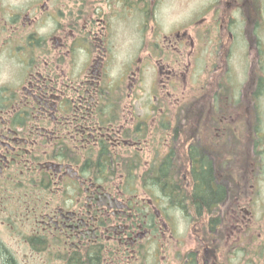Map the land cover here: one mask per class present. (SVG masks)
Here are the masks:
<instances>
[{
	"label": "flooded vegetation",
	"instance_id": "flooded-vegetation-1",
	"mask_svg": "<svg viewBox=\"0 0 264 264\" xmlns=\"http://www.w3.org/2000/svg\"><path fill=\"white\" fill-rule=\"evenodd\" d=\"M164 1L0 0V264H264V0Z\"/></svg>",
	"mask_w": 264,
	"mask_h": 264
},
{
	"label": "rangeland",
	"instance_id": "rangeland-1",
	"mask_svg": "<svg viewBox=\"0 0 264 264\" xmlns=\"http://www.w3.org/2000/svg\"><path fill=\"white\" fill-rule=\"evenodd\" d=\"M29 0H10L11 3H13L14 5H24L27 4ZM97 3V2H95ZM202 4V0H165L164 4H163V8H166L165 11V17L168 19L172 18V11L175 10L174 12V19H179L181 18V16H183L184 14H186L189 10L191 11L194 8H198L200 5ZM177 8H179V11L177 10ZM200 8V7H199ZM15 11H19L23 8H13ZM179 12V15H177V13ZM170 27L169 25L167 26V28ZM135 29H132L130 31V29H127L126 34L129 35L131 33V39H135L137 36V33H134ZM191 30H193V27H191ZM126 47H128V45H126ZM126 59L130 60L131 59V54L130 53H126ZM12 67H15L14 65V59L12 56H10L9 54H4V53H0V87L2 86H7L11 83L12 81V77L14 75V69H12ZM206 84H209V81H207ZM143 101H150V94L148 92H146L143 95ZM208 111V110H207ZM209 112V111H208ZM213 115V114H212ZM262 115L264 116V109L262 110ZM214 116V115H213ZM230 157H226L223 156L222 160H226L229 159ZM218 164H220L218 162ZM223 166V165H221ZM259 192H262V198L264 196V188L260 187V189H258ZM264 205V202H263ZM190 208V206H189ZM259 217L263 216V211L264 208L257 210ZM192 212V211H191ZM196 221L195 225H191V231L193 229L196 228V230H198V227ZM193 223V222H192ZM191 245H194L193 243V238L191 239Z\"/></svg>",
	"mask_w": 264,
	"mask_h": 264
},
{
	"label": "trees",
	"instance_id": "trees-1",
	"mask_svg": "<svg viewBox=\"0 0 264 264\" xmlns=\"http://www.w3.org/2000/svg\"><path fill=\"white\" fill-rule=\"evenodd\" d=\"M202 167H204V164L202 163ZM168 170L161 172L160 180L167 179ZM194 186L191 190V195H189V206L190 211L197 212V213H204V212H215V210L218 207V201H220L222 198H224L226 190L224 187L221 189L216 187L218 190H214L212 188V182L214 180L213 172L210 169L205 170L202 168L201 172H194ZM161 183V182H160ZM161 186V185H157ZM184 192V191H183ZM180 193V192H179ZM182 196L181 194H179ZM184 200L186 199V195H183ZM185 204L188 203H182V205L185 207Z\"/></svg>",
	"mask_w": 264,
	"mask_h": 264
}]
</instances>
